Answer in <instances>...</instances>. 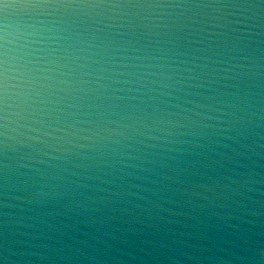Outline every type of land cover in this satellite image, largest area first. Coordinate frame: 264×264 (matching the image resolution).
I'll return each instance as SVG.
<instances>
[{"label":"water","instance_id":"95a60500","mask_svg":"<svg viewBox=\"0 0 264 264\" xmlns=\"http://www.w3.org/2000/svg\"><path fill=\"white\" fill-rule=\"evenodd\" d=\"M0 264H264V0H0Z\"/></svg>","mask_w":264,"mask_h":264}]
</instances>
